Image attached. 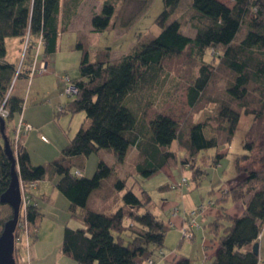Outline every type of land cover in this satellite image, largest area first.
<instances>
[{
    "label": "trees",
    "instance_id": "16d2710c",
    "mask_svg": "<svg viewBox=\"0 0 264 264\" xmlns=\"http://www.w3.org/2000/svg\"><path fill=\"white\" fill-rule=\"evenodd\" d=\"M180 1L163 0V10L156 18L159 33L118 59L110 60L109 52H104L95 62H90L88 52L77 44V49L82 51L79 75L71 83L77 91L65 105V112L84 113L87 126L80 127L60 156L47 165H32L23 144L14 155L24 188L48 177L69 202L68 213L81 227H64L60 251L77 264H140L162 251L169 229L163 220L146 209L150 196L145 191L141 192V199L126 191L120 198L121 205L113 212L90 208L91 195L98 189L101 191L108 180L111 195L122 193L126 185L125 180L103 160H99L92 178L75 176L73 171L82 170L85 157L106 150L121 163L128 147L134 145L131 133L139 134L137 131H142L139 125L143 121L142 124L147 126L143 131L149 130L152 144L149 147L138 141L137 147L134 146L138 155L131 165L135 173L145 179L158 173L164 165L179 163L184 166L200 152L219 148L221 142L217 137L205 136L204 123H192L184 134H180L179 124L169 112L157 109L151 113L150 102L138 111V95L144 90L147 92L156 82L165 62L186 50L199 61L196 75L185 85L187 105L190 108L203 105L210 98L211 81L222 71L227 76L226 87L214 103L219 108L217 120L228 124L223 131L226 133L223 144L230 145L239 110H243L253 114L258 128L256 136L260 137L257 146L262 148L259 154L256 153V161L249 162L246 155L242 157L249 162L245 167L241 168L237 158L234 159L235 169L242 174L231 186L228 197L237 203L248 196L245 211L242 216L233 217L225 212V208H220L221 214L207 224L212 239L206 241L205 253L215 249L209 264H259L258 253L253 252L252 247L257 244L260 234L264 238V0H232L231 6L219 0H191L193 36L182 33L180 21L172 18ZM59 3L60 0H0V104L6 97L15 69L14 64L5 59V39H22L29 32V50L32 51L36 38L41 35L44 58L54 54ZM113 14V5L104 2L100 13L91 18L92 31L106 30ZM170 18L173 20L168 22ZM207 53L217 59L218 65L206 61ZM30 56L25 61L27 66ZM27 73L26 69L19 77H27ZM130 96H135V110L129 105ZM254 102L259 106L258 110L248 108ZM23 103L15 94L6 100L8 115L4 120V131L0 130V196L8 188L11 167L4 152L2 135L7 136L6 124L21 114ZM8 142L12 150V139ZM174 142L186 151L187 158H180L172 147ZM244 149L250 154L258 150L253 140L246 142ZM222 157L216 153L213 165L217 166ZM193 162L191 166H196L190 168L191 179L199 182L207 173L198 162ZM30 194L34 201L31 191ZM11 217V208L0 203V234ZM41 218L42 213L34 202L28 205L25 215L19 213V222L25 220L33 242L37 239ZM17 234L18 228L14 235ZM17 251L15 247V260ZM165 264H190V260L174 256Z\"/></svg>",
    "mask_w": 264,
    "mask_h": 264
},
{
    "label": "rangeland",
    "instance_id": "374dc122",
    "mask_svg": "<svg viewBox=\"0 0 264 264\" xmlns=\"http://www.w3.org/2000/svg\"><path fill=\"white\" fill-rule=\"evenodd\" d=\"M219 1L228 6L232 5V0ZM110 3L114 7V14L106 30L99 33L92 32L91 17L88 13H81L75 18V21H71L70 25L68 24L65 30L63 27H59V40L54 54L44 58L43 46L41 47L38 61L48 62L46 71L44 73L36 72L30 79L18 77L16 80L13 94L23 100L22 112L6 124L7 136L12 139V151L14 150L15 156L23 143L32 165H47L60 156L63 148L70 142L80 127L83 126L85 128L87 126L88 122L84 113L70 114L65 112V105L75 95H68L66 88L79 75L78 66L82 51L77 49V44H81L88 52L90 62H95L97 58H100V54L107 50L109 51V58L115 60L131 52L138 44L149 41L159 33L160 29L156 24V18L163 10V0H111ZM190 5L191 0H181L174 10L172 18L180 21L182 33L193 36L195 30L192 27L191 17L193 11ZM172 20L170 18L168 22ZM34 45L35 42L32 51L28 49L25 56L26 61L28 55H31L30 60L32 59L35 51ZM206 57H208L206 58L207 62L218 65L217 59L209 57V53L206 54ZM18 62L19 59L14 64V68H16L15 65H18ZM198 63L199 61L190 50H186L179 56L165 62L156 82L148 87L147 92L144 90L142 95H138L140 103V105H137L139 106L138 111L141 112V107H145L150 102L152 104L149 106L151 113L157 109L169 112L177 120L180 134H184L187 127L192 123H204V133L207 136L217 137L219 142H221L219 148L200 152L192 159H188L184 166L183 164L180 166L179 163L168 164L158 173L146 179L141 175H138V179L133 178L134 169L132 165H127L126 161L116 162L113 155L112 157L109 156L111 152L106 150L85 157L82 160V170H74L75 168H73L72 171H79L83 177L92 178L99 160H103L114 169V172H117L120 178L125 180L126 187L124 191L122 193L117 192V196L112 195V198L110 197L112 203L120 201L121 205L120 198L126 191H131L136 197L141 199L143 198L141 192L144 190L150 196V202L146 209L158 218L163 219L164 222L167 221L168 217L171 218L173 216L176 209V214L179 217L182 215L187 216V223L190 219L189 212L197 206L202 205L205 212V210L207 211L211 208L214 210L215 202L220 204L229 200L228 193L231 189L229 185L233 186L237 182L238 175L242 174L235 169L234 159L237 158V164L239 163L242 168L247 166L249 162L256 161V153L259 154L262 150V148L257 146L260 138L256 136L258 128L253 114H247L243 110H239L240 116L231 143L227 147L223 144L226 139V133L223 131L228 124L217 120L219 108L218 104L214 103V100L223 95L227 76L222 71L218 72L208 89L210 98L203 105L198 104L190 108L186 103L185 85L196 75L199 67ZM252 97L259 100L255 95H252ZM128 99L129 105L135 110V96H130ZM258 107L255 102L248 106L250 110H258ZM22 115L25 116V120L33 126L34 130L30 133L20 134L21 136L18 137V142L16 143L14 137L16 135L15 127L19 117ZM142 123L139 125L142 129L137 127L138 130L143 131V129L147 128L146 124ZM27 135H29L28 140L26 138L28 137ZM8 137L7 139H9ZM252 140L254 147L258 149L254 154H250L244 149L246 142ZM172 147L178 152L180 158H187L186 151L184 152L179 148L177 142ZM216 153H220L223 156L220 161L221 168L215 167L217 169L213 165V157ZM245 155L249 158V162L242 158ZM192 161H194V164L198 162L197 164L206 170V176L199 182L191 179L190 168L196 166H191ZM255 165L258 166L257 164ZM183 178L187 182L184 185L177 186V184H181ZM109 182L110 180L103 185L101 191L100 189L96 190L95 194L90 198V208L100 211V196L108 197L111 195L109 194ZM35 185L30 188L31 192ZM166 186H168L167 190H161V188ZM29 187L30 185L27 189ZM222 188L223 191L221 192ZM60 199L61 201L56 204L57 211H50L45 214L37 229V239L34 242L32 241L31 247L33 245L36 247L39 256L37 264L40 261L43 264H61L57 257L59 255L63 257L60 248L64 227H81L77 220L70 217L67 199L62 195ZM247 200L248 196L243 201L233 204L240 207ZM33 202L36 203L35 201ZM233 204L231 203L232 207ZM229 208L231 212L237 210V208H231V206ZM112 210L107 209L106 212H111ZM55 212L57 213L54 214ZM201 218H203L202 222ZM210 220V215L200 214L196 218L200 228L197 229L198 231L194 230L191 238L182 237L177 225L172 223L174 226H169L170 229L165 235L164 247L160 251L161 253L152 256L155 264L161 261L163 253L164 255L173 253L177 256L186 257L190 260V264H209L210 256L215 251V249L209 250L207 255L205 253L206 241L212 239L207 230V224ZM123 237L126 238V236ZM261 237L257 240L259 246L258 257L259 264H264V238ZM30 256V264H35L32 263L31 250Z\"/></svg>",
    "mask_w": 264,
    "mask_h": 264
},
{
    "label": "crops",
    "instance_id": "0c3cea01",
    "mask_svg": "<svg viewBox=\"0 0 264 264\" xmlns=\"http://www.w3.org/2000/svg\"><path fill=\"white\" fill-rule=\"evenodd\" d=\"M104 2L110 3L111 0H60L59 11H58V16H57V28H58V30H59V27L64 28L66 25L67 26H68V24L70 25L71 21L72 22L75 21V18H77L81 13H84V14L88 13V15L91 18L94 14H99ZM90 24H91V21H90ZM91 31H92V27H91ZM58 40L59 39L57 38V42H58ZM21 42H22L21 38H6L5 39V49H6L5 59L9 63L15 64L18 61L19 56H20ZM110 60H113V59L110 58ZM22 119L24 122L28 123L27 120H25V116L22 115ZM28 124H30V123H28ZM33 130H34V128H33ZM33 130L30 132H33ZM137 132L140 135L137 133L135 134V132H132L130 135L131 142L134 145L133 146L131 145L128 147L127 153L123 159L124 162L125 161L127 162V165H131L130 161H132V159L136 155H138V150L136 148L138 141H139L138 142L139 144L143 143V145H144V143H145L149 147L152 144V140L150 137L149 130L137 131ZM27 136L28 137H26V138L28 140L29 135H27ZM205 136L207 138L211 137V136H207L206 134H205ZM134 146H136V147H134ZM102 151L103 150H101V152ZM107 152H110V151H107ZM110 154H109V156L112 157V155H113V158L116 160L114 154L113 153L111 155ZM165 167H166V165H164L161 168V170ZM215 167L221 168V163H219L217 166H214V168ZM217 168H215V169H217ZM132 177L133 178L135 177L138 179V175L135 173V171L133 172ZM233 184H234V182H233ZM229 186L231 187L232 185H229ZM167 189H168V186L161 188V190H167ZM222 191H223V188H222L221 192ZM32 194H33L34 201L36 202L37 206L39 207V209L42 213V218L40 219V222L43 219V217H45V214L47 212L57 211L56 204L58 201H61V199H60L61 194L58 192V190H56L54 183L48 177H46L45 179L36 183L35 188L32 189ZM93 194L91 195V197L93 196ZM110 197L112 198V195H110L108 197L100 196V209H104V210L113 209L111 211V212H113L115 209H117L120 206V201H118L117 203H114V202L112 203V200ZM216 199H215V201H216ZM231 203L233 204V202H231L230 200H227V201L220 203V204H217L215 202V205H214L215 209L213 210L211 208L207 211L205 210V212L203 214L208 215V216L210 215L211 220L209 222H211L217 215L221 214L222 210H220V208H225V212L230 214L233 217L242 216L244 214V211H245L244 206L246 207V203H243L240 207H237L236 204L235 205L233 204V207H232ZM229 206H231V208H237V210L235 212H231ZM176 211L171 218L168 217V219L165 223L170 227H173L174 225L172 223H174L175 225H177V227L180 230V227H182L184 225V223H186L187 216L182 215L179 217V215L176 214ZM56 213L57 212H55L54 214H56ZM234 213H240V214H234ZM201 216H203V215H201ZM199 219H200V217H199ZM202 219L203 218H201V222L203 221ZM161 220H163V219H161ZM40 222H39V224H40ZM66 223L68 224V222H66ZM170 227H169V229H170ZM258 253H259V246H258ZM31 255H32V259H33L32 263L37 264V259L39 256L37 254V249L34 245H33V247H31ZM174 256H177V255H175L173 253H170V255H166V254L164 255V253H163L161 261L157 264H165L166 261H170ZM57 260H59L61 264H77L67 257H64V256L60 257V255L57 257ZM38 264H43V263H42V261H40Z\"/></svg>",
    "mask_w": 264,
    "mask_h": 264
},
{
    "label": "built area",
    "instance_id": "2783aa9c",
    "mask_svg": "<svg viewBox=\"0 0 264 264\" xmlns=\"http://www.w3.org/2000/svg\"><path fill=\"white\" fill-rule=\"evenodd\" d=\"M30 40H31L30 34H29V32H27L25 34V36L22 38V42H21L22 45H21V53H20V57H19V62H18V65H15L16 68L14 69V76H13L12 82L8 87L6 97L4 98L2 103L0 104V118H2L4 120L8 115V109L6 108V100L13 93V89H14V85H15L16 80L23 73V66H24L25 61H26L25 56L27 55V51L30 47ZM43 45H44V41H43L42 36L40 35L37 38V40L35 41V45H34L35 51H34L33 57L31 59L29 65H28L27 79H30L31 76L33 74H35L36 72L44 73L47 69V63L46 62H44L43 60L38 61V59L40 57V49ZM76 91H77L76 87L73 84H70L66 88V93L68 95L76 94ZM15 129H16V131H15L16 135L14 137H15L16 143L18 142L19 136L33 130L32 126L30 124L23 121L22 116L19 117ZM42 139L45 140L43 137H42ZM74 175L75 176H81L79 171H74ZM186 182H187L186 179L183 178L181 180V184H177V186L184 185ZM34 185H35V183L30 184V187L27 189V188L23 187V185L20 181L21 203H20V207H19V213H23L25 215L28 205L33 203V200H32L31 194H30V188L34 187ZM202 213H204V208L202 205L197 206L194 210H191L189 212V217H190L189 221L187 223H185L180 229V232L182 233L183 237L191 238L193 233H194V230H197L200 228L199 224L196 221V218ZM17 228H18V234L14 235V248L16 247L18 250L17 251L18 255H17V259L15 260V263L16 264H30V260H31L30 250H31L32 239H31V235H30V232L27 228L25 220H22L19 222V218H18L16 229ZM260 237H261V234L259 235L258 239ZM160 253L161 252L159 251L158 254H160ZM140 264H155V261L152 257H148V258H145L144 260H142Z\"/></svg>",
    "mask_w": 264,
    "mask_h": 264
},
{
    "label": "water",
    "instance_id": "95a60500",
    "mask_svg": "<svg viewBox=\"0 0 264 264\" xmlns=\"http://www.w3.org/2000/svg\"><path fill=\"white\" fill-rule=\"evenodd\" d=\"M5 121L0 118V130L4 131ZM4 152L7 155L10 167V182L6 191L0 196V203L8 205L12 210V217L5 222L0 234V264H16L14 252V232L19 218L21 203L20 179L16 170L15 157L10 148L5 134L2 135ZM253 252L258 253V245L252 247Z\"/></svg>",
    "mask_w": 264,
    "mask_h": 264
},
{
    "label": "bare ground",
    "instance_id": "6f19581e",
    "mask_svg": "<svg viewBox=\"0 0 264 264\" xmlns=\"http://www.w3.org/2000/svg\"><path fill=\"white\" fill-rule=\"evenodd\" d=\"M30 43H31V40H30ZM104 52H109V51L107 50V51H104ZM104 52H103V53H104ZM26 69H28V66L24 64V66H23V71H25ZM181 235H182V233H181ZM182 237H183V235H182Z\"/></svg>",
    "mask_w": 264,
    "mask_h": 264
}]
</instances>
